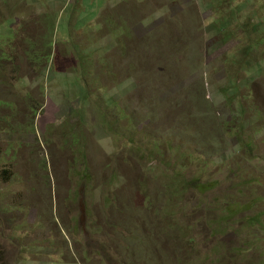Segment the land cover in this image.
Returning a JSON list of instances; mask_svg holds the SVG:
<instances>
[{
  "label": "rangeland",
  "instance_id": "rangeland-1",
  "mask_svg": "<svg viewBox=\"0 0 264 264\" xmlns=\"http://www.w3.org/2000/svg\"><path fill=\"white\" fill-rule=\"evenodd\" d=\"M0 264H264V0H0Z\"/></svg>",
  "mask_w": 264,
  "mask_h": 264
}]
</instances>
